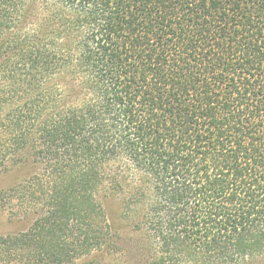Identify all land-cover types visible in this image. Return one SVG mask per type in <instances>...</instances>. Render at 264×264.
I'll use <instances>...</instances> for the list:
<instances>
[{
  "label": "trees",
  "instance_id": "1",
  "mask_svg": "<svg viewBox=\"0 0 264 264\" xmlns=\"http://www.w3.org/2000/svg\"><path fill=\"white\" fill-rule=\"evenodd\" d=\"M23 165L0 199L37 217L1 261L107 250L111 203L146 264H264V0H0V175Z\"/></svg>",
  "mask_w": 264,
  "mask_h": 264
},
{
  "label": "rangeland",
  "instance_id": "2",
  "mask_svg": "<svg viewBox=\"0 0 264 264\" xmlns=\"http://www.w3.org/2000/svg\"><path fill=\"white\" fill-rule=\"evenodd\" d=\"M31 172L32 168L28 165L9 167L0 175V192L15 184L23 183ZM107 207V219L111 223L110 231L113 234L109 247L107 250L93 251L69 264H146L150 255L146 235L129 228L119 216L116 206L110 203ZM32 213L23 214L15 198L0 199V235H15L27 231L37 217ZM102 229H105L103 224ZM0 264L35 263L29 259L12 262L0 260Z\"/></svg>",
  "mask_w": 264,
  "mask_h": 264
}]
</instances>
